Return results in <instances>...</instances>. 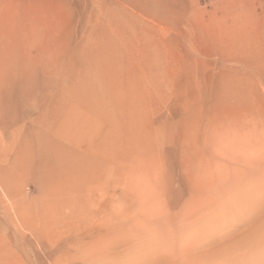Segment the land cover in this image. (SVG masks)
Instances as JSON below:
<instances>
[{
    "label": "rangeland",
    "instance_id": "1",
    "mask_svg": "<svg viewBox=\"0 0 264 264\" xmlns=\"http://www.w3.org/2000/svg\"><path fill=\"white\" fill-rule=\"evenodd\" d=\"M0 37V264H264V0H0Z\"/></svg>",
    "mask_w": 264,
    "mask_h": 264
},
{
    "label": "bare ground",
    "instance_id": "2",
    "mask_svg": "<svg viewBox=\"0 0 264 264\" xmlns=\"http://www.w3.org/2000/svg\"><path fill=\"white\" fill-rule=\"evenodd\" d=\"M26 25V24H25ZM21 26V25H20ZM19 26V27H20ZM16 27V26H15ZM22 28H23V26H21ZM8 34V33H7ZM6 34V35H7ZM7 37V36H6ZM5 37V38H6ZM6 40H8L9 41V39H7L6 38ZM3 39H2V37H0V43H2L1 44V46L3 45ZM7 44L8 43H6L5 45H6V47H8L7 46ZM239 45V44H238ZM13 46V45H12ZM3 47V46H2ZM1 47V48H2ZM5 47V46H4ZM9 47L11 48V46L9 45ZM261 48V47H260ZM9 49V48H8ZM7 48H6V50H8ZM12 49V48H11ZM14 49V48H13ZM262 49V48H261ZM3 50V49H2ZM4 50H5V48H4ZM240 50V49H239ZM9 51V50H8ZM15 51V50H14ZM236 51V50H235ZM1 52L3 53V51H0V55H1V57H0V59H2V60H4V62L3 63H8V61L7 62H5V56H4V58H3V55L1 54ZM5 53H6V51H4ZM10 54H12L11 53V51L9 52ZM16 53V52H15ZM238 53V52H237ZM7 54V53H6ZM10 54H9V56H10ZM8 56V55H7ZM7 56H6V58H7ZM15 56V54L13 55V57ZM125 56V55H124ZM11 60V59H13V58H8V60ZM100 59V58H99ZM14 60H15V58H14ZM14 60L12 61V62H14ZM16 62H18L17 61V58H16V60H15ZM0 63H2V62H0ZM2 63V64H3ZM15 63V62H14ZM20 63V62H19ZM15 64H18V63H15ZM1 65V64H0ZM9 65H11L10 64V62H9ZM3 66H5V64L3 65ZM21 66H23V69H22V67ZM20 67H21V69H22V71L20 70V71H18V69L19 68H17V67H19V65L16 67V65L14 66V67H16V68H13L14 70L16 69L18 72L16 73V77L14 76V74L13 75H10L8 72H6V71H0V92H3V90H4V88H7V87H9V86H11V84L15 81L14 79H12V78H15L16 80L18 79L19 81H20V88H11L8 92H7V95L5 96V97H1L0 99H2V105H4L5 106V109H7V105H8V103L9 102H13V100H14V98H15V96L17 95V94H15V91H16V89H19V94L20 95H23L24 93H23V87H24V84H23V77H24V72H23V70H24V65H21ZM7 67L8 66H6L5 67V69L7 70ZM12 67V66H11ZM1 68H2V65H1ZM0 68V69H1ZM8 69H9V67H8ZM11 69V68H10ZM13 69H11L10 71H12ZM8 71V70H7ZM9 71V72H10ZM25 71V70H24ZM12 73H14L13 71H12ZM11 73V74H12ZM11 76H12V78H11ZM14 76V77H13ZM99 78V77H98ZM102 78V77H101ZM22 80V81H21ZM93 81V80H92ZM220 81V80H219ZM228 81V80H227ZM227 81H225L226 83H227ZM231 81V80H230ZM221 82H222V80H221ZM220 82V83H221ZM224 82V81H223ZM233 82H236L235 80H233ZM229 83V82H228ZM234 84H238V83H234ZM234 84H232V87L234 86L235 87V85ZM223 85V84H222ZM224 85H225V83H224ZM230 85V84H229ZM240 85V84H239ZM237 86V85H236ZM217 87V86H216ZM244 87V86H243ZM218 88V87H217ZM227 88V87H226ZM219 89V88H218ZM243 89H245V88H243ZM77 90V89H76ZM236 90V89H235ZM235 90H233V91H235ZM238 90V89H237ZM236 90V91H237ZM221 91V90H220ZM239 91V90H238ZM230 94V93H229ZM242 94V93H241ZM227 96H229V95H227ZM239 96V95H238ZM99 97V96H98ZM110 97V96H109ZM221 97H222V95H221ZM240 101V100H239ZM229 102V101H228ZM4 103V104H3ZM243 104V103H242ZM115 105V107L116 108H118V106H117V104H114ZM238 107V106H237ZM4 110V109H3ZM57 110V109H56ZM120 112V111H119ZM3 113H7V111H3ZM126 113V112H125ZM114 114V113H113ZM104 115H105V117H109L110 118V116L112 115V112L111 111H108V110H106L105 109V113H104ZM114 116V115H113ZM112 118V117H111ZM109 129V128H108ZM133 129V128H132ZM111 131H114V130H111ZM109 132V131H108ZM106 136V135H105ZM190 137V136H189ZM134 138V137H133ZM103 139V138H102ZM57 143L55 142V140L54 139H49V138H46V137H42L41 135H39V134H36L35 135V137L33 138V142L32 143H30V145L28 146V147H26V144H23L24 146L22 147V145H20L21 147H20V149H18L19 151V153L17 154V157H18V164L20 165L21 163H20V161H19V156L18 155H20V159H21V157H22V159L25 161V162H23V164H27L28 166L30 165L31 167H32V165H34V164H37V166L38 165H40V167H42V172H43V175H44V178H50V179H53V181H55V183H53L54 185L55 184H57V183H62L61 185L62 186H64L63 184V180H65V181H67V183H68V179L69 178H71V177H73L74 178V175L77 177L78 176V174L80 173V172H82L81 174L82 175H85V173L83 172V171H80V170H82L81 169V165L80 164H78L79 163V161H77L76 160V158L77 157H75V160H76V162H74L72 159V156H74V155H72L71 153H70V151H68L67 149L66 150H64L63 149V147L62 146H60V145H56ZM111 146V145H110ZM182 147V146H181ZM185 149V148H184ZM182 150H183V148H182ZM15 154V155H16ZM14 159H15V157H13ZM80 159V158H79ZM78 159V160H79ZM82 159V158H81ZM80 159V160H81ZM84 159H82V162L84 163V161H83ZM22 161V160H21ZM27 161V162H26ZM78 162V163H77ZM81 162V161H80ZM87 162V161H86ZM15 164H16V161H15ZM14 164V165H15ZM87 164H89V163H87ZM86 164V165H87ZM84 165H85V163H84ZM83 165V166H84ZM90 165V164H89ZM89 165H88V167H89ZM16 167H18V169H19V166L17 165ZM21 167H24V166H21ZM31 167L29 168V170L31 169ZM85 167V166H84ZM87 167V166H86ZM25 168V167H24ZM92 168V167H91ZM90 167H89V169L90 170H93L94 168H92L91 169ZM28 169V168H27ZM87 169V168H86ZM101 170V169H100ZM23 171V170H22ZM95 171V170H94ZM94 171H92L91 173H90V175L91 174H95V173H93ZM79 172V173H78ZM85 172H87L86 170H85ZM88 173V172H87ZM86 173V175H89V174H87ZM205 173V172H204ZM80 174V175H81ZM79 175V176H80ZM81 175V177H79L80 178V180L79 181H81V180H83V178L82 177H84V176H82ZM96 175V174H95ZM24 175H22L21 177H23ZM26 176V175H25ZM94 176V175H93ZM93 176H88V178L90 177V178H92ZM205 176V177H204ZM19 178H20V176H19ZM24 178V177H23ZM48 178V179H49ZM78 178V179H79ZM82 178V179H81ZM87 178V177H86ZM89 178V179H90ZM203 178H206V175H203ZM76 179V178H75ZM88 179V180H89ZM20 180V179H19ZM84 180H86L87 181V179H84ZM83 180V181H84ZM49 181V180H48ZM76 181V180H75ZM82 181V182H83ZM85 181V182H86ZM203 181H204V179H203ZM202 181V182H203ZM81 182V183H82ZM201 182V181H200ZM201 182V184H203ZM66 183V184H67ZM70 183H71V180H70ZM198 183V182H197ZM196 183V184H197ZM206 183V182H205ZM204 183V185H203V188H206V187H209L207 184H205ZM51 184V186H53V188H54V185H52V183H50ZM79 184V183H78ZM84 184V183H83ZM71 185V184H70ZM73 185V184H72ZM61 186V187H62ZM67 186H68V184H67ZM76 186V185H75ZM80 185H78V187H79ZM205 186V187H204ZM72 187H74V186H72ZM77 187V186H76ZM210 187H211V185H210ZM59 188V187H58ZM57 188V189H58ZM75 188V187H74ZM48 189V188H47ZM63 189V188H62ZM64 189H65V187H64ZM66 190V189H65ZM72 190V189H71ZM55 191V190H54ZM66 191H69V187H67V190ZM245 192H243V196H244V198H248V199H250V197H254L252 194H254L255 195V193L254 192H249L247 189H245L244 190ZM56 192H58V190L56 191ZM223 213H227V212H225V211H223L222 212V214ZM263 225V224H262ZM261 225V226H262ZM263 227V229H264V226H262ZM206 254V253H205ZM208 254V253H207ZM210 255V254H209ZM200 256H202V255H200ZM208 256V255H207ZM214 264H216V263H214Z\"/></svg>",
    "mask_w": 264,
    "mask_h": 264
}]
</instances>
